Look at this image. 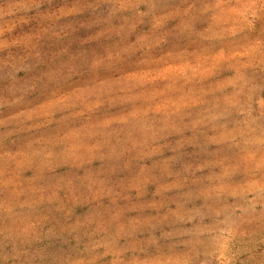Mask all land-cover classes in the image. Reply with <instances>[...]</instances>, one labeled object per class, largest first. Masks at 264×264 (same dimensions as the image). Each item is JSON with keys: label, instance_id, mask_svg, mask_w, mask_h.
Instances as JSON below:
<instances>
[{"label": "rangeland", "instance_id": "374dc122", "mask_svg": "<svg viewBox=\"0 0 264 264\" xmlns=\"http://www.w3.org/2000/svg\"><path fill=\"white\" fill-rule=\"evenodd\" d=\"M0 264H264V0H0Z\"/></svg>", "mask_w": 264, "mask_h": 264}]
</instances>
